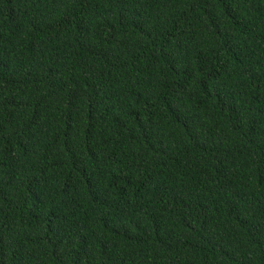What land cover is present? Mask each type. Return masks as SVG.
I'll return each mask as SVG.
<instances>
[{
	"label": "trees",
	"instance_id": "obj_1",
	"mask_svg": "<svg viewBox=\"0 0 264 264\" xmlns=\"http://www.w3.org/2000/svg\"><path fill=\"white\" fill-rule=\"evenodd\" d=\"M0 264H264V0H0Z\"/></svg>",
	"mask_w": 264,
	"mask_h": 264
}]
</instances>
